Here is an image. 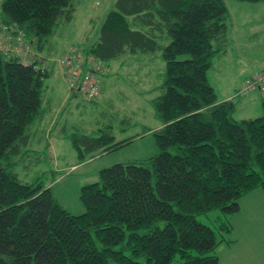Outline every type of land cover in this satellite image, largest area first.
<instances>
[{"label": "trees", "instance_id": "trees-1", "mask_svg": "<svg viewBox=\"0 0 264 264\" xmlns=\"http://www.w3.org/2000/svg\"><path fill=\"white\" fill-rule=\"evenodd\" d=\"M74 2L0 0V22L48 54ZM229 21L224 0H115L96 40L78 47L106 66L137 51L160 53L165 64L151 100L158 153L99 170L98 181L80 188L81 215L12 171L45 114L49 71L0 53V264H220L214 252L232 242L239 199L264 191V98L260 116L236 120L234 103L217 102L207 78ZM110 128L63 137L81 163L124 143H114ZM213 210L220 214L212 225L196 219Z\"/></svg>", "mask_w": 264, "mask_h": 264}, {"label": "rangeland", "instance_id": "rangeland-1", "mask_svg": "<svg viewBox=\"0 0 264 264\" xmlns=\"http://www.w3.org/2000/svg\"><path fill=\"white\" fill-rule=\"evenodd\" d=\"M114 1L75 0L72 20L58 27L55 35L50 39V51L42 55L47 54L48 57L55 59L71 45L82 49L91 44L96 40L102 20L112 9ZM224 3L234 25L241 24L244 28L248 25V18L251 14L248 8L249 3L254 5L258 14L264 16V1L224 0ZM235 28L242 30L237 26ZM185 57L181 55L178 59ZM107 64L108 72L102 81L103 95L93 103L86 101L80 94L68 95L70 97H66L62 114L54 128L51 132H46V138L40 144L36 138L30 137L26 147L20 146L21 155L17 158L18 163L12 170L23 183L36 182L46 188L50 187L56 202L73 215H81L84 212L79 200L80 188L98 181L99 170L118 163L125 164L143 160L158 153L154 137L150 134L119 145L115 149L100 153L91 160L76 165L78 163L76 153L70 141L65 139V136L61 137V134L64 135L63 132H59L62 128L66 134H90L98 128L111 127V135L118 143V140L128 135L141 133L158 122L155 119L151 100L161 94L158 87L163 81L165 64L160 53L137 51L134 54H125L110 60ZM212 64L216 66L214 60ZM211 72L208 70L207 76H211ZM233 73H238V68L235 66ZM45 84H47L46 81ZM48 84L51 88L44 90L43 99H51L52 102L48 106L43 105L47 110L43 118L36 123V127L39 126L38 128L44 131L47 128L45 123L51 117L49 115L53 114V105L61 102L68 92L57 71L50 77ZM254 95L251 94L249 97ZM247 96V94L233 95L232 101L235 105L242 103L248 109L246 114L240 115L238 111L234 112V118H254L262 114L259 101L254 102L246 98ZM25 150L28 152H24ZM72 165L76 166L70 168ZM239 207V211L230 217L235 230L229 235V238L237 239L238 244L229 248L222 247L214 254L216 252L220 254L221 264H259L264 252L262 254L248 252L244 243L250 245V240L254 236V232L252 233L249 228L250 219L264 221V194L253 192L240 198ZM219 214L217 210H213L196 216V219L204 224L212 225L211 222ZM222 246L226 245L222 244Z\"/></svg>", "mask_w": 264, "mask_h": 264}, {"label": "crops", "instance_id": "crops-1", "mask_svg": "<svg viewBox=\"0 0 264 264\" xmlns=\"http://www.w3.org/2000/svg\"><path fill=\"white\" fill-rule=\"evenodd\" d=\"M249 4L250 5H248V8L251 14L248 18V22H249L248 25L245 28L241 24L234 25L232 24V20L230 16L229 27L227 29L226 34L214 42V47L217 49V55L214 58V65L216 66H213L212 64V67L209 69L212 71L211 76H207V78H208V82L210 83L211 87L213 88L215 92L217 102L232 101V97L234 93L236 92L240 84L245 79L253 76L254 74H257L258 72H263L261 70H264V16H262V14H258L255 11L254 5L252 3H249ZM72 17H73V14H72ZM233 17H235V14H233ZM236 26L242 28V30L236 29L235 28ZM45 52L46 51H44V53ZM48 59H50L51 61L47 63V69L49 71V75L45 79L47 84H45V81H44V87H45L44 90L51 88V86L48 84V80L53 75V73L56 71L59 72L61 81L67 87V82H66V79L62 71L56 66L54 60H52L53 59L52 57H48ZM234 66L238 68L237 74L233 73ZM101 89H102V86H101ZM67 91H68V88H67ZM251 94H255V95L253 97H249ZM251 94L248 95L246 98H250L254 102L259 101V104H260V100L264 98V88L259 91H254ZM68 95H71L69 91L63 97L61 102L53 105L52 107L53 114L49 115L51 117L45 123L47 125V128L45 131L37 127L36 128L34 127L33 129L30 130V137L36 138L38 141V144H40V142H42V140L46 138L45 132H47L48 129L53 124H56L55 122L57 120V116L59 112L61 111V109L63 108V103ZM102 95L103 94L101 91L100 94L98 95L97 100ZM242 99H245V98H242ZM51 102H52L51 99H45V100L43 99V103L46 106L50 105ZM234 107H235L234 112L238 111L240 115L246 114L248 112L247 107H245V105L242 103H237L236 105L234 104ZM43 109L45 111L47 110L45 109L44 106H43ZM42 118H43V115L41 119ZM248 118H252V117H242L239 119H236V118L235 119L240 120V119H248ZM160 127H161V124L157 122L156 125L153 126L152 128L146 129L147 131L143 130L141 133H137L134 135H128L127 137L118 140V143L124 142L122 144L124 145L127 142H131L132 140L134 141L138 138H143L145 136L152 134V131L159 129ZM34 129H37L38 133H35ZM42 132H44V135L42 134ZM59 132H64V131L61 130ZM61 137L63 138L62 134H61ZM46 142L47 141H45V144ZM114 143H116V141H114ZM89 160L91 159H88L86 161H89ZM79 164L81 163H78L76 165H79ZM75 166L72 165L70 166V168H74ZM253 192L264 194L262 190H254L242 196L241 199L245 197L246 195L253 193ZM253 214L254 213H252V215ZM255 214L258 216L257 213ZM231 225H232V232H233L235 230V226L233 224ZM249 228L252 233L254 232V236L250 240V245L247 243H244V247L247 246L248 252L262 254L264 252V221L260 219L259 220L250 219ZM229 235H228V238H229ZM229 239L232 241L231 243L229 244L221 243L220 245H218L216 250L221 249L222 247L229 248L231 246H235L238 244L237 239L233 237H230ZM222 244H225L226 246H222ZM216 254H217L219 263L221 264L220 254L218 252H216ZM259 264H264V256L260 258Z\"/></svg>", "mask_w": 264, "mask_h": 264}, {"label": "built area", "instance_id": "built-area-1", "mask_svg": "<svg viewBox=\"0 0 264 264\" xmlns=\"http://www.w3.org/2000/svg\"><path fill=\"white\" fill-rule=\"evenodd\" d=\"M12 30L0 22V53L15 56L24 65L35 62L46 68V60L36 54L22 40L19 34L13 39ZM63 72L70 93L80 94L86 101L95 100L102 85V77L108 72V67L98 62L94 57L87 56L75 45H71L55 60ZM264 87V73L256 74L242 83L236 95L242 96Z\"/></svg>", "mask_w": 264, "mask_h": 264}, {"label": "bare ground", "instance_id": "bare-ground-1", "mask_svg": "<svg viewBox=\"0 0 264 264\" xmlns=\"http://www.w3.org/2000/svg\"><path fill=\"white\" fill-rule=\"evenodd\" d=\"M103 78H104V77H102V81H103ZM101 86H102V85H101ZM256 91H257V90H256Z\"/></svg>", "mask_w": 264, "mask_h": 264}]
</instances>
